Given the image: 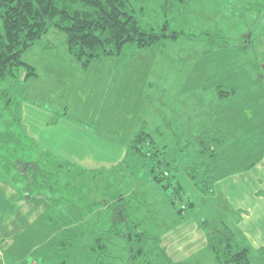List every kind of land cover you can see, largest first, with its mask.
Returning <instances> with one entry per match:
<instances>
[{"label": "rangeland", "instance_id": "1", "mask_svg": "<svg viewBox=\"0 0 264 264\" xmlns=\"http://www.w3.org/2000/svg\"><path fill=\"white\" fill-rule=\"evenodd\" d=\"M139 17L155 27L168 20L173 30L212 33L227 45L206 54L205 44L183 38L142 50L125 65L111 57L87 67L68 54L60 30L30 48L23 60L38 77L27 80L33 104L24 106L43 117L30 112L33 128L26 135L15 120L19 96H3L11 82L0 80V133L13 128L17 140L0 142V264H130L125 238L105 234L113 227L127 231L126 222L115 219L120 195L127 196L124 218L137 223V232L161 239L177 263L216 264L208 242L218 220L247 234L246 219L233 212L244 210L242 203L225 200L232 193L225 176L264 157V95L254 82L260 75L264 87V0H145ZM248 37L250 44L240 45ZM228 73L237 95L221 99L219 85ZM9 99L11 108L5 107ZM207 124L226 138L218 151L223 158L212 167L217 184L202 192L187 167ZM142 131L165 148L170 172L184 189L176 206L151 179V164L129 153ZM15 151L27 154L26 165L12 161ZM30 161L54 173L52 191L23 175ZM14 195L23 201H13ZM56 221L70 222L77 234L67 250L55 246L61 236ZM249 243L251 264H264V233L251 232Z\"/></svg>", "mask_w": 264, "mask_h": 264}, {"label": "trees", "instance_id": "2", "mask_svg": "<svg viewBox=\"0 0 264 264\" xmlns=\"http://www.w3.org/2000/svg\"><path fill=\"white\" fill-rule=\"evenodd\" d=\"M144 11L145 0H0V80L11 82L3 96L15 91L19 96L18 106L22 107V102L26 101L27 80L38 77L36 68L26 63L23 56L52 29L67 35L68 54L85 67L111 57L118 65H125L142 50L165 47L183 38L205 44L208 48L206 54L227 45L218 44L217 36L212 33L196 35L183 29L173 30L168 20L158 27L144 24L139 17ZM218 91L221 99L234 93L222 88ZM11 104L12 100L9 99L5 107L11 108ZM20 108L15 120L21 124L22 134L26 135ZM14 133L13 128L0 133L1 145H13L12 142L17 141ZM218 133L220 131L217 129L202 128L197 137L202 140V149L187 167L189 178L202 192H207V189L212 191L215 176L211 163L221 160L218 151L226 136L220 133L223 138L220 139ZM129 153L151 164V179L162 186L176 206L177 199L183 197L184 189L170 172L173 168H170L171 163L165 157V148L160 147L150 133L142 131L130 144ZM12 154L16 166L24 164L23 158L28 157L24 151L22 154L17 151ZM29 166L25 168V176H30L29 180L35 184L38 178L43 180L46 190L52 191L54 173L35 161H30ZM206 180L208 184L204 183ZM126 199L127 196L120 195L116 201L121 203ZM124 201L116 207L115 219L117 224L126 222L127 231L122 233L113 227L105 234L125 238L130 264L134 261L140 264H184L175 262L168 255L161 239L136 231L137 223H130L123 216L126 210ZM54 225L61 232L55 246L61 250L72 247L77 234L71 229V223L65 221L60 225L56 221ZM101 240L99 238L98 242ZM209 246L216 254V264H251L250 249L238 241L236 235L220 220L217 227L210 231Z\"/></svg>", "mask_w": 264, "mask_h": 264}, {"label": "crops", "instance_id": "3", "mask_svg": "<svg viewBox=\"0 0 264 264\" xmlns=\"http://www.w3.org/2000/svg\"><path fill=\"white\" fill-rule=\"evenodd\" d=\"M249 44H250V39L248 37L247 41L244 40V42L240 45H246V47H247ZM235 52H237V50ZM228 74H229V76L223 82V85H219V86L225 90L229 89L228 91H235V93H236L235 95H237V90H238V88L236 86L237 84H235L234 80L232 79L234 77V75H231L230 73H228ZM261 77L259 75L258 79H256L254 82L258 83L256 86H257L258 90L261 91L262 95H264L263 81H262ZM27 84H28V82H27ZM260 84L262 87H260ZM28 90H29V87L27 86V93H28ZM248 90H253L252 86H247L246 91H248ZM27 93H26V101L25 100L23 101L22 107H21V110L23 109L22 110V121L24 122L23 126H24V131L26 132V134H28V132L31 130V128H33L30 124H27L29 121L28 115L30 114V112H36L41 117H43V115L36 110L28 111L26 109L28 107L29 103L33 104V102H31V100H29L27 98ZM25 102H27L28 104H26L24 106ZM36 117H38V116H36ZM29 122H32V120ZM208 125H211L214 129L218 130V128L213 126L212 124H207L205 126H202L200 131L202 130L203 127H206ZM258 143H259V141H258ZM221 147H220V149H221ZM221 157H222V155H221ZM215 163H217V162H215ZM213 164L214 163H211V169L212 170H213V168H212ZM213 172H214V170H213ZM23 175H25V173H23ZM214 176H215L214 185H216L218 177H217L215 172H214ZM33 184L36 186H39L40 183H36V184L33 183ZM225 184L232 191V193L230 195H228L225 200L227 202L237 201L236 200V198H237L238 201L240 203H242L241 208L244 210L233 211V212L234 213H240V217L246 219L245 226H246V230H247L248 235L246 233H243V232H234L227 224H225V223L224 224L226 226H228V228L236 235L237 238H240L239 241L241 243H243L246 247H248L250 249L249 239L251 237V232L259 233L262 231V233H264V157L256 158L254 160V162L250 163V165L245 167V170L243 172H240L237 175L227 174L225 176ZM218 185H219V181H218ZM243 186L246 187L245 190H243L244 189ZM242 190H243V192H242ZM3 196H4V194H3ZM13 199H14L13 201L16 200L18 202V204H20V202L23 201V198L21 196H18V195H14ZM47 199H50V198H47ZM48 201H50V200H48ZM262 248H264V244H262L261 249ZM166 251H167V248H166ZM167 253L171 257V255L168 251H167Z\"/></svg>", "mask_w": 264, "mask_h": 264}]
</instances>
